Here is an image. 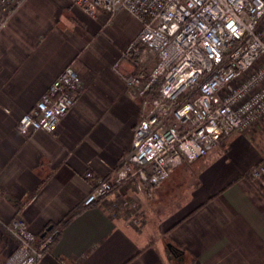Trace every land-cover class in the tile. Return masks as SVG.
<instances>
[{
    "label": "crops",
    "instance_id": "crops-1",
    "mask_svg": "<svg viewBox=\"0 0 264 264\" xmlns=\"http://www.w3.org/2000/svg\"><path fill=\"white\" fill-rule=\"evenodd\" d=\"M122 14L123 33L112 25ZM140 29L127 11L108 20L72 0H24L8 14L0 29V186L23 204L18 210L0 194L5 258L16 246L6 223L21 217L41 236L127 158L155 91L133 96L114 63ZM70 63L84 85L79 102L52 132L23 134L21 115ZM228 137L160 186L117 185L74 216L36 264H264V199L248 177L263 158L246 133Z\"/></svg>",
    "mask_w": 264,
    "mask_h": 264
},
{
    "label": "built area",
    "instance_id": "built-area-1",
    "mask_svg": "<svg viewBox=\"0 0 264 264\" xmlns=\"http://www.w3.org/2000/svg\"><path fill=\"white\" fill-rule=\"evenodd\" d=\"M23 1L0 0V29ZM72 2L91 16L103 10L111 20L124 10L140 22L114 69L133 96L155 91L148 114L134 128L127 158L111 176L95 180L84 206L125 182L160 186L184 161L206 156L223 138L264 117V0ZM83 88L80 73L68 64L21 115L18 129L52 132L77 105ZM248 177L264 199V159ZM129 207L132 212L136 204ZM6 229L16 246L1 264H36L58 234L52 229L38 236L21 217Z\"/></svg>",
    "mask_w": 264,
    "mask_h": 264
},
{
    "label": "rangeland",
    "instance_id": "rangeland-1",
    "mask_svg": "<svg viewBox=\"0 0 264 264\" xmlns=\"http://www.w3.org/2000/svg\"><path fill=\"white\" fill-rule=\"evenodd\" d=\"M129 20V17L127 15H118L117 18H115L114 23L112 24L116 29V31H122V33L125 31L124 27L127 25V22ZM135 24H138L137 21L134 22ZM241 134V133H246V135L253 140L255 143L256 147L260 151L261 157L264 159V117L252 124L250 127H248L244 131H234L233 134ZM228 138L230 137H225L221 140L219 146H217L215 149L220 148L225 146V144L228 142ZM2 239H8L9 235L4 234L1 236ZM5 251L0 252V264L2 263L3 259L5 258ZM6 259V258H5Z\"/></svg>",
    "mask_w": 264,
    "mask_h": 264
},
{
    "label": "trees",
    "instance_id": "trees-1",
    "mask_svg": "<svg viewBox=\"0 0 264 264\" xmlns=\"http://www.w3.org/2000/svg\"><path fill=\"white\" fill-rule=\"evenodd\" d=\"M155 87H157V86H155ZM154 87V88H155ZM6 194L7 195V197H8V199L17 207V209L19 210L20 209V207H21V205L23 204V202H20V201H18L15 197H13L12 195H10V194H8V193H6L2 188H1V186H0V194ZM86 207H88V206H79V207H77V208H75V209H73L71 212H69L68 214H67V216L64 218V219H62L60 222H58V223H55V224H51V225H48V226H46V228H45V230H44V232H48L49 230H52V229H58V234H57V236L55 237V240H54V242L57 240V238L59 237V235H60V233H61V231H62V229L73 219V217L74 216H76L77 214H79L80 212H82ZM43 232V233H44ZM53 242V243H54ZM53 245V244H52ZM52 245L49 247V249L52 247Z\"/></svg>",
    "mask_w": 264,
    "mask_h": 264
}]
</instances>
